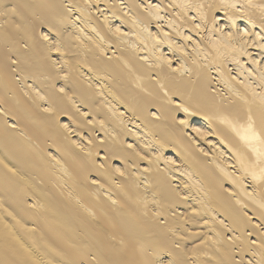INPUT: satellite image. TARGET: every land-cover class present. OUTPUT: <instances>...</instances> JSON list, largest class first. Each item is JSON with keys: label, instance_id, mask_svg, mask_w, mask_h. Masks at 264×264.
Segmentation results:
<instances>
[{"label": "bare ground", "instance_id": "bare-ground-1", "mask_svg": "<svg viewBox=\"0 0 264 264\" xmlns=\"http://www.w3.org/2000/svg\"><path fill=\"white\" fill-rule=\"evenodd\" d=\"M0 264H264V0H0Z\"/></svg>", "mask_w": 264, "mask_h": 264}]
</instances>
